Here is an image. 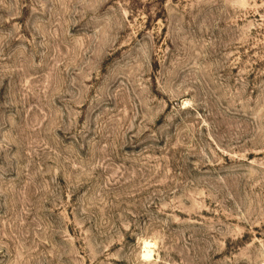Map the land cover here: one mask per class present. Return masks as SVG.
<instances>
[{
  "label": "rangeland",
  "instance_id": "obj_1",
  "mask_svg": "<svg viewBox=\"0 0 264 264\" xmlns=\"http://www.w3.org/2000/svg\"><path fill=\"white\" fill-rule=\"evenodd\" d=\"M0 264H264V0H0Z\"/></svg>",
  "mask_w": 264,
  "mask_h": 264
},
{
  "label": "bare ground",
  "instance_id": "obj_2",
  "mask_svg": "<svg viewBox=\"0 0 264 264\" xmlns=\"http://www.w3.org/2000/svg\"><path fill=\"white\" fill-rule=\"evenodd\" d=\"M150 253H151V252H149V250L146 248V249H145V252H144L143 255H144V256H148Z\"/></svg>",
  "mask_w": 264,
  "mask_h": 264
}]
</instances>
